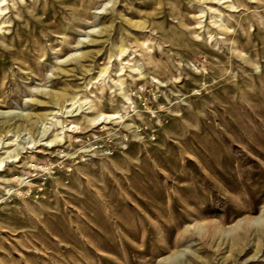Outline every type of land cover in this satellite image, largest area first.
Here are the masks:
<instances>
[{
  "label": "rangeland",
  "instance_id": "rangeland-1",
  "mask_svg": "<svg viewBox=\"0 0 264 264\" xmlns=\"http://www.w3.org/2000/svg\"><path fill=\"white\" fill-rule=\"evenodd\" d=\"M0 1V264H264V0Z\"/></svg>",
  "mask_w": 264,
  "mask_h": 264
},
{
  "label": "bare ground",
  "instance_id": "bare-ground-1",
  "mask_svg": "<svg viewBox=\"0 0 264 264\" xmlns=\"http://www.w3.org/2000/svg\"><path fill=\"white\" fill-rule=\"evenodd\" d=\"M1 2V1H0ZM219 3H221V2H219ZM232 6H230V8H231ZM0 9H1V7H0ZM3 14V12L1 13V15ZM1 17V16H0ZM215 25H217L216 23H215ZM226 26V25H225ZM225 26H223V25H221V26H218V27H220V28H224ZM128 101H129V99H128ZM112 118H114V119H117L118 118V115H115V116H111ZM111 117H107V118H111ZM95 118H93V119H91V122H92V124H95V123H99L101 120H102V116H100L99 118H97L96 120H94ZM95 121V122H94Z\"/></svg>",
  "mask_w": 264,
  "mask_h": 264
}]
</instances>
